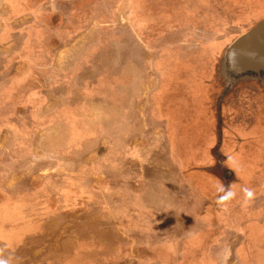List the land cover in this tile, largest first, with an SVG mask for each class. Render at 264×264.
Instances as JSON below:
<instances>
[{
	"label": "rangeland",
	"instance_id": "1",
	"mask_svg": "<svg viewBox=\"0 0 264 264\" xmlns=\"http://www.w3.org/2000/svg\"><path fill=\"white\" fill-rule=\"evenodd\" d=\"M39 1L34 0L36 8ZM92 3L75 19L80 23L72 32L76 54L67 61L55 66L0 61V89L17 90L0 93V122H17L0 125L7 145L2 162L10 163L15 152L12 133L35 134V155L47 153L43 136L50 130L43 120L51 110L42 105L41 90L48 70L67 69L66 84L55 91V96L61 92L62 109L54 111L76 122L67 124L64 134L76 139L74 149L80 144L92 151V162L99 164L69 180L83 182L82 195L99 197V203L80 209L92 214L109 209V215L103 224L84 221L85 214L80 220V212V218L52 220L51 237L40 253L18 264H30L31 258H43L44 264H163L167 259L158 248L155 255L149 251L158 244L165 251L175 249L179 264H264V76L253 77L264 72V60L238 68L223 55L229 38L264 18V0H97L91 12ZM16 10L11 17L20 25L32 21L24 19L27 10ZM9 72L20 76L8 77ZM21 118L35 121L23 124ZM242 138L247 140L241 145ZM230 156L247 177L257 178V193L248 204L241 189L250 185L233 176L237 170L226 162ZM11 179L22 187L38 180L26 173L4 174V180ZM217 183L237 193L226 208L216 202ZM20 198L29 211L33 200L25 193ZM48 207L51 212L60 208ZM127 211L129 220L123 218ZM23 216L21 224L12 223L26 232L31 221ZM69 224L79 232L80 254L60 251L74 250L76 241L66 237Z\"/></svg>",
	"mask_w": 264,
	"mask_h": 264
},
{
	"label": "crops",
	"instance_id": "2",
	"mask_svg": "<svg viewBox=\"0 0 264 264\" xmlns=\"http://www.w3.org/2000/svg\"><path fill=\"white\" fill-rule=\"evenodd\" d=\"M27 1H30L31 4L29 5L30 8L28 7L26 13L27 15L30 14V18H33L31 22L28 21L26 24L20 25L17 21L19 19L16 16L11 17L12 14L17 13L16 8H12L13 11L10 8L6 10L5 8L8 7L6 6V2H4V0H0V21L3 20L4 22V24L0 25V61H28L32 63H44V66H49V64L50 66L52 64L55 66V62H61L62 60L67 61L70 56H74L76 54L75 45L77 44L75 43V40L77 39V37L76 34L73 35L72 32L76 33V30H78L77 27L78 25H80V23L75 19L78 15L81 14V11L87 12L89 10L87 9V5H89L90 2L86 0L80 2L76 0H58V6H56V4L46 2L42 3L36 8L34 0ZM12 2L17 5V9H25L24 1L12 0ZM96 3L97 0H95L91 4V6H89L91 12L96 10ZM47 6H50V9H45V7ZM52 21H55V23H53ZM27 28L30 29V32H26ZM246 30L242 34H244ZM19 36L22 37V41L19 40ZM31 42L32 45L30 44ZM38 44H40V46L35 50L29 48L32 46L36 47L38 46ZM70 47L72 48V50H70V52H66V49ZM55 69L58 72L57 74H53L50 72V70H48L49 73L47 74L48 81L46 80V87H43L41 90L42 94H44L42 105H45L46 108L51 110L48 115H44V119L46 120H43V125L45 124L47 126V129L49 128L50 130L49 132H47V134H44L45 136H43L45 140V146L47 147V145L49 144L48 149L46 150L47 153H44V155H41L39 157L35 155V151H33L34 142L36 140L38 141V139L34 138L35 134L23 132L21 134L12 133L14 138L13 141L17 140L16 146L14 144L17 149L15 148L14 154L12 153V158L9 157L12 159L9 161L10 163H7L6 161L2 162V153L4 152V146L7 145L2 142L3 134H1L0 132V256L9 258L11 264H18L17 261L22 259V257H26L23 259H26V261L28 262V256L30 253H40V248H42V246L47 242V239L51 237L52 220L58 218L61 219V217H67L68 215L80 218V214V220H82V218H84L82 214H85L84 221L103 224L105 223L104 221H107L106 218L109 215V209H107L106 211L101 210L100 214L99 212L92 214L88 213V210L85 212L84 209H80L79 206L83 204L92 205L99 203L97 200H95L99 199V197L88 196V194L86 196H84V194L82 195L80 193V190H82V187L84 186L83 182L69 180L70 178H74L84 168L89 172H93V169L95 167L96 169L98 168L96 165L98 163L92 162V151H86V149H83L80 144L77 149H74L75 144L73 143V141H76V139H74L72 135H70L69 138L64 134V130L66 129L67 124L72 126L73 124H76V122L73 121L71 117L64 118L60 112L62 109V100L60 98L61 92L55 96V91L63 86V84H66L64 83V81H62V77L66 75L65 71H67V69L61 70L60 68V72L57 68ZM3 75V71H0V77H2ZM32 75L33 74L31 73L27 74L26 79L29 78L28 76L31 77ZM7 76L14 78L19 77L20 75L9 72ZM13 91L17 92V90H13V88H10L9 86L0 89V93L4 94H7L8 92L12 94ZM34 92L35 89H32L28 94H34ZM11 97L12 96H10L9 98ZM63 106L65 108V104ZM57 109H59L60 111H57L55 113ZM30 120L31 121H29L28 118H21V122L23 124H29L30 122L32 123L33 121H35L34 119ZM10 121L11 122L1 121L0 125L4 123L17 124V122H14L12 120ZM252 123L253 122L251 121V124ZM84 139L85 138H82L81 141H84ZM86 139L90 140L91 138ZM245 140H247V138H242L239 140L241 142V145ZM11 142L12 141H10V143ZM52 142L59 143V148H51L50 146ZM249 143H252V139L249 141ZM11 146H13V144ZM233 151L236 154L235 157H238L239 148L237 147ZM89 157L91 160H89V164H86L87 161L84 162V158L88 159ZM110 162L111 160L109 159V154H107L106 163ZM226 162L228 163L229 160H227ZM37 163H39L40 165H38ZM72 163H75V166L68 168V166ZM35 166H41V168L33 170ZM30 167H32V171H30ZM247 167L248 166H246L245 168ZM236 170L237 175L233 176H237L238 178L240 177L238 181H241V183H245L244 186L250 185L251 189L258 188V186L256 185L257 178H255V176L247 177L246 172L242 171L238 167H236ZM227 171L230 172L231 170L227 167ZM9 173L13 175L26 173L27 176L31 175V178H38V180H32L28 183L26 182L28 185L22 187L18 186V181H16L15 179L12 180L13 176L10 182L4 180V174L8 176ZM242 173L243 175H241ZM256 173L257 170L255 171V174ZM40 175L43 178L42 180L39 179ZM68 175L70 177H68ZM93 187L94 185L92 186V188ZM108 188L113 190L115 187H113V185H110V187ZM52 189L54 191H52ZM66 190L71 191L70 196H68ZM24 193L27 194V198H29V201L33 200L31 203L29 202V211H26V209L24 208V199L20 198ZM256 193L257 192H255V194ZM52 204L57 207L59 206L60 208L56 209V211L54 212H51L48 206ZM68 205L75 206V211H69L67 208ZM46 208L47 210H45ZM78 212H80V214ZM24 214L27 216L28 220L31 221L28 230L26 232L23 229L20 230L19 228L15 230L16 226L12 222H16L18 225L21 224V220L24 218ZM76 218L70 219H73L74 221L76 220ZM123 218H127V220H129V218H132L130 212L127 211L126 213H123ZM68 226L69 234H66V237L68 236L70 240L76 241L75 239L79 234V232L76 231L77 228L72 227V225L70 224ZM104 227L108 226L106 225ZM80 241L75 242L74 250L67 248L63 250L60 249V251L65 253L74 252L75 254H80V248L82 247V242L80 243ZM153 247L156 250H149L150 253H153L154 255L157 254L158 248V254H164V257L167 259L165 260L166 263L163 264H179L174 261V254L176 253L175 249L165 251L159 244L158 246L156 245ZM24 250L26 252H24ZM146 250L144 253H146ZM43 251L45 250L43 249ZM39 256L40 255H36V257L38 258ZM139 257L142 258V256ZM169 257L170 259L168 260ZM42 259L43 258H41L40 260L38 259L37 261L34 260V258H31L32 261L30 264H44L45 261H41ZM46 264H49V261L46 262Z\"/></svg>",
	"mask_w": 264,
	"mask_h": 264
},
{
	"label": "flooded vegetation",
	"instance_id": "3",
	"mask_svg": "<svg viewBox=\"0 0 264 264\" xmlns=\"http://www.w3.org/2000/svg\"><path fill=\"white\" fill-rule=\"evenodd\" d=\"M76 1H78V2H80V1H83V0H76ZM86 1H89V2H94L95 0H86ZM4 2H6V4H9V6H10V9H15V8H17V5L14 3V2H12V0H4ZM46 2H48V3H53V4H56V6H58V0H54V1H52V0H40L39 1V4H38V6L39 5H41L42 3H46ZM31 4V2L30 1H25V4H24V7H25V9L24 10H27L28 9V7H29V5ZM84 4H86V3H84ZM22 5V4H21ZM95 5V4H94ZM30 8V7H29ZM13 9H12V11H13ZM29 13V12H28ZM30 14H28L27 16H25L24 17V19L26 18H30V16H29ZM130 18V17H129ZM23 19V20H24ZM264 19V18H263ZM262 19V20H263ZM261 20V21H262ZM127 22L128 23H130V21L127 19ZM260 22V21H259ZM258 22V23H259ZM257 22H256V24L255 25H257L258 24ZM254 27V26H253ZM246 31H248V30H246ZM242 35V34H241ZM241 35H239V36H236L235 38H233V39H228V41L226 42L228 45L226 46V48H225V50H224V52H223V55H224V60L225 61H230V62H232L233 64H234V66L236 65L237 67L239 66V65H241V64H244V63H246V62H250V61H252V60H254V61H256L255 63L256 64H258V62L259 61H262V60H264V35L262 36V38L257 42V43H255L254 45H252L249 49H245V50H237V52H236V49L234 50V51H232L231 50V46H232V44L234 43V41H236V39L238 38V37H240ZM239 51V52H238ZM233 66V65H232ZM239 68V67H238ZM259 72V71H258ZM262 73H264V72H262ZM262 73H257V72H254L253 74H256L255 76H253V77H256L257 75H259L260 77H262L263 78V76L264 75H262ZM252 74V75H253ZM249 77V76H248ZM248 77H246V78H248ZM258 79L260 80V78L258 77ZM262 80V79H261ZM227 82V81H226ZM261 82V84H262V82H263V80L262 81H260Z\"/></svg>",
	"mask_w": 264,
	"mask_h": 264
},
{
	"label": "clouds",
	"instance_id": "4",
	"mask_svg": "<svg viewBox=\"0 0 264 264\" xmlns=\"http://www.w3.org/2000/svg\"><path fill=\"white\" fill-rule=\"evenodd\" d=\"M228 160L231 164V168L235 170L236 167L238 166V162L236 161V159L230 156L228 157ZM215 190L216 192L220 193V195L217 197L216 202L218 205L224 208H226L228 202L234 199L237 195V193L234 190H232L231 187L226 189L223 183H217L215 185ZM241 191L243 192L245 204L250 203L254 199L255 192L253 189L248 188V187H243ZM0 264H11V261L9 258L0 256Z\"/></svg>",
	"mask_w": 264,
	"mask_h": 264
},
{
	"label": "water",
	"instance_id": "5",
	"mask_svg": "<svg viewBox=\"0 0 264 264\" xmlns=\"http://www.w3.org/2000/svg\"><path fill=\"white\" fill-rule=\"evenodd\" d=\"M264 35V19L234 41L231 50H245L257 43ZM239 52V51H238Z\"/></svg>",
	"mask_w": 264,
	"mask_h": 264
}]
</instances>
